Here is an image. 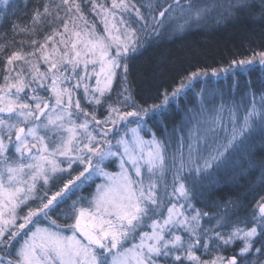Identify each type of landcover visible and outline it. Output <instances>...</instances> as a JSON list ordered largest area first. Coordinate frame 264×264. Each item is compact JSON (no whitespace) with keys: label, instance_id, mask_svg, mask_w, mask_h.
I'll return each mask as SVG.
<instances>
[{"label":"snow or ice","instance_id":"snow-or-ice-1","mask_svg":"<svg viewBox=\"0 0 264 264\" xmlns=\"http://www.w3.org/2000/svg\"><path fill=\"white\" fill-rule=\"evenodd\" d=\"M0 5L5 20L14 14L11 0ZM217 8L216 25L241 16L264 24V0H44L28 25L13 23L16 35L51 33L42 42L18 41L4 57L0 264H264V195L256 199L253 185L211 201L222 173L238 181L258 166L256 184L264 188V161L253 158L257 135L264 150V78L246 81L238 98L219 92L211 109L205 102L218 90L200 79L205 69L182 75L150 104L136 98L130 80V61L143 48L199 25ZM256 62L264 69V51L211 71L231 72L234 92L237 73ZM167 70L166 57L152 69ZM189 93L196 103L169 127L172 103L179 108ZM198 203L219 210L210 214ZM205 217L215 223L204 227ZM238 240L237 251L220 254Z\"/></svg>","mask_w":264,"mask_h":264},{"label":"trees","instance_id":"trees-1","mask_svg":"<svg viewBox=\"0 0 264 264\" xmlns=\"http://www.w3.org/2000/svg\"><path fill=\"white\" fill-rule=\"evenodd\" d=\"M99 3L100 0H97ZM107 2V0H105ZM139 2H147V0H139ZM155 2V0H153ZM204 3L207 0H199ZM44 0H19L18 11L16 14L9 15L8 18L2 22L0 20V45H7L6 49L0 52V82L4 75V57L10 54L13 50H18L20 45L18 41L38 39L41 42L44 39L45 34L51 33V28L45 27L43 31H38L34 36H26L23 34L16 35L12 31L13 23L19 26L28 25L34 8L42 6ZM26 5V7H25ZM88 14V8L84 9ZM88 19L97 25L99 30H102V24L98 17L88 14ZM25 51H30L31 48L25 46ZM264 51V24L259 21L253 22L247 17L241 16L239 18L231 19L226 23L216 25L213 23V19L198 27L188 29L182 33H177L170 37L166 36L160 41L153 42L130 61V80L132 81L135 89V95L141 102L154 103L159 102L158 97L163 93L165 89L169 92L178 85L180 77L186 75L188 72L205 69L208 72L212 69L221 68L230 64L233 60L245 59L253 56L254 52ZM161 57H166L168 60V70L163 75H154L153 67L159 62ZM251 70L244 76L239 73L236 76V80L239 82V87L235 89L239 94L245 89V85L242 86L241 82L248 81L249 79L255 83L257 76L264 77V73H261L257 66L250 68ZM41 70H44V65L41 64ZM230 77V78H229ZM231 81L233 77L231 74L228 76ZM201 79V78H200ZM209 80V79H207ZM206 81V80H202ZM209 86L219 87V82L216 84L207 81ZM119 87V82H114V89ZM200 85H197V89ZM230 89V87H226ZM231 91V90H230ZM222 92V91H221ZM231 93H233L231 91ZM228 91L226 90V95ZM194 95L189 93L188 98L180 97V107L178 108L175 103H172L171 110L168 116L169 127L173 123H177L184 116L183 109L185 106H192L194 104ZM162 98V97H160ZM217 99H220L217 97ZM82 105L91 111V107L83 100ZM106 113L103 110L97 112L99 118H102ZM259 136L256 137V148L254 159L259 163L264 161V150L259 143ZM240 165L247 167V162L242 155L238 156ZM109 171H117L114 167H109ZM239 169H237L238 171ZM260 175L259 167L249 169L248 175L241 177L238 181H232L228 175H223L220 183L216 186V190L211 196V201L226 200L229 197H234L237 194L245 193L250 187L255 185L254 192L259 195H264V188L256 184L257 177ZM100 181L97 180V183ZM94 187V185H93ZM91 189L85 190V195ZM246 203L251 205L255 203L253 193H247ZM35 206V205H32ZM198 208H202L203 211L216 212L219 209L213 207L211 203L197 204ZM238 215L241 217L248 215V210L241 211ZM61 224L65 221H60ZM204 227H208L214 224L215 221L209 222L205 217L201 221ZM220 230V229H217ZM242 246V241H236L233 246L227 249H222L220 254L225 256L233 254ZM200 255V253H197ZM217 253L213 251L209 255L202 256V259L209 260Z\"/></svg>","mask_w":264,"mask_h":264},{"label":"rangeland","instance_id":"rangeland-1","mask_svg":"<svg viewBox=\"0 0 264 264\" xmlns=\"http://www.w3.org/2000/svg\"><path fill=\"white\" fill-rule=\"evenodd\" d=\"M11 2H12V4L14 5V14H16L17 11H18V7H19V4H18L19 0H11ZM211 2H212V0H207V2H204V3H211ZM217 2H218L220 5H226L227 0H217ZM196 3H198V4H203V3L199 2V0H196ZM0 7H3V6L0 5ZM222 10H223L222 8H217L215 11H213V12L210 14V17H209L208 20L201 22L199 25H196V24L190 25L189 27H187V28L185 29V31L188 30V29H192V28L198 27V26H200V25H202V24H204V23H206V22H208V21H211L212 18L215 17L216 12H217V11H222ZM12 14H13V13L10 11V12H9V15H12ZM9 15H8V16H9ZM0 20H2V22L4 21V17H3L2 15H0ZM183 32H184V31H183ZM228 65H229V64H228ZM228 65L223 66V67H221V68L227 67ZM254 66H257L258 69L260 70V72H261V73H264V69L261 68V66L259 65L258 62L254 63L253 65H251V66H249V67L252 68V67H254ZM217 69H220V68H217ZM208 73H209V75H208L207 77H201V80L211 81L210 83H214V84H216L217 81L219 82V87H215V86H214V87L218 90L217 95L215 96V98L213 99L212 97H209V98L206 100V102H205L206 105H207V107H208L209 109H211L212 106H213L214 104H218V103H219L220 99H217V97L220 98V96H219V92L222 91V92L224 93V96H225L226 99H231V97H232L233 95H235V96L238 98V97H239V96L245 91V89H243V92H241V93H239V94H236V93H237L236 91H234V92L232 91L233 93H231L230 89H227V88H226V87H230V85L232 84L231 79H229L230 77L228 78V76L231 74V72H228V73L220 72L218 76H213L211 70H210V72H208ZM237 74H238V73H237ZM239 74H240L241 76H244V75H245V74H241V73H239ZM231 76H232V74H231ZM261 78H264V77H262L261 75H258V76H257V80H255V83L258 82L259 79H261ZM207 79H209V80H207ZM241 84H242V86H244V85L246 84V81L241 82ZM226 90L228 91V94H227V95H226ZM195 103H196V97H194V104H195ZM190 107H191V106H190ZM183 115H184V113H183ZM238 156H239V155H238ZM238 156H237V159H238ZM221 175L223 176L224 174L222 173ZM169 179H170V177H169ZM67 234H70V233H67Z\"/></svg>","mask_w":264,"mask_h":264}]
</instances>
